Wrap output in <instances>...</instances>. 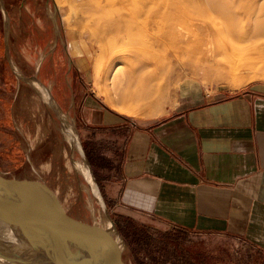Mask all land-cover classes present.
<instances>
[{
  "label": "rangeland",
  "instance_id": "obj_1",
  "mask_svg": "<svg viewBox=\"0 0 264 264\" xmlns=\"http://www.w3.org/2000/svg\"><path fill=\"white\" fill-rule=\"evenodd\" d=\"M240 2L243 6H248L251 0ZM81 6H70L69 2L63 0H0V82H5L7 77H13L15 88L19 85L23 93L29 89L32 96L30 99L27 100L25 96L18 97L10 105L15 106L19 116L26 118L27 114L34 113V120L30 119L32 130L40 123L42 126L47 125L48 133L52 132L54 136L55 156L49 163L50 168L46 175L55 185L52 190L59 202L72 216L88 219L94 230H103L99 231L100 234L106 232L108 219L111 218L115 226L111 223L114 231L111 237L113 241L118 239L122 243L120 250L129 264H264V251L240 239L217 233H199L168 227L164 224L134 227L126 224L128 221L125 219L115 218L110 209V195L117 189L110 188L105 181H102L105 185L101 186L100 180H109L111 176L118 174L121 152L115 141L109 138L111 131L96 132L94 126L86 124V118L92 119L94 116V110H89L91 107L101 108L104 112L119 117L124 124L129 123V126H144L170 115L176 105L188 97L207 94L217 99L255 85H264V78L260 76L248 78L242 85L237 86L233 85L232 79L234 72L246 74L244 71L256 68L264 71V30L253 35L248 30L251 26L241 19L226 20L220 26L219 21L223 19L212 11L214 16H211L215 21L210 32L212 35H209V39L206 38L208 45L205 46V52L225 60L221 64H215L218 67L214 64L202 65L190 59V53H184L185 58L172 62L174 67L162 68V50L153 56L145 52L146 60L153 65L152 67L149 64L148 73L160 75V90H155L154 94L159 96L161 111L150 114V111L156 112L159 107L148 106L145 113L137 115L111 107L100 93L98 86L103 78L101 63L104 57L89 32H81L83 27L79 26L80 20L74 17L80 13ZM260 6L259 20L264 21V0H260ZM4 11L8 13L7 18ZM189 29L185 28L184 32L188 33ZM190 31L200 32L201 29L192 27ZM156 66L159 67L157 70ZM35 81L49 89L50 95H53V103L43 97L42 89L36 86ZM4 86L5 83H0V91H8ZM39 96L50 106L49 110L53 114L51 121L44 120L38 112ZM64 121L74 126L87 160L70 142ZM18 134L21 135L20 132ZM90 149L93 151L92 160L87 155V150ZM97 158H101L103 164ZM19 159L22 160V157ZM24 159L30 169L28 174L43 175L33 171L26 154ZM82 161H88L100 184L99 198L83 178L78 181L77 168ZM2 167L8 166L3 164L0 167L5 173L23 177L16 171H4ZM103 201L107 213L102 209ZM48 205L60 213L52 203ZM0 224V228L6 231L7 238L12 239L11 226ZM115 246L114 244L113 247L116 248ZM0 264L9 262L0 261Z\"/></svg>",
  "mask_w": 264,
  "mask_h": 264
},
{
  "label": "crops",
  "instance_id": "obj_2",
  "mask_svg": "<svg viewBox=\"0 0 264 264\" xmlns=\"http://www.w3.org/2000/svg\"><path fill=\"white\" fill-rule=\"evenodd\" d=\"M12 82L13 77L0 82L8 90L0 91V167L5 164L4 171L52 189L46 172L55 156L54 136L40 123L32 130L34 113L17 114L10 103L32 96ZM38 105L41 117L51 121L50 106L41 96ZM92 109L86 124L96 132L111 131L109 138L121 152L118 174L100 180L101 186L106 182L117 189L110 195L115 218L131 226L164 224L222 234L264 251V85L217 99L188 97L170 115L144 126H129L101 108ZM25 154L33 171L43 175L28 174ZM77 171L78 181L90 185Z\"/></svg>",
  "mask_w": 264,
  "mask_h": 264
},
{
  "label": "bare ground",
  "instance_id": "obj_3",
  "mask_svg": "<svg viewBox=\"0 0 264 264\" xmlns=\"http://www.w3.org/2000/svg\"><path fill=\"white\" fill-rule=\"evenodd\" d=\"M63 1L69 2L70 6L82 5L81 11L79 10L80 13L74 16L80 21L76 18L75 20L80 22V28L83 27L81 32L87 30L89 35L97 42L98 49L104 57L101 63L103 78L98 88L105 102L117 110L130 114L145 113V108L148 106L159 107L156 112L154 110L150 111V114H157L161 111L159 96L156 97L154 94L155 90H160V75H155L157 74L155 72L154 75L153 72L148 73L147 69L150 63L144 56L145 52L151 53L153 56L157 51L162 50V54L160 53L162 55V68L166 66L169 68L174 67L175 64H172V62L175 60L178 62L182 57L185 58L184 53H190L192 55L190 59L196 60V62L205 66L221 64L225 60L205 52V46L208 45L207 39H209V35H212L210 32L213 30L215 21L211 16L212 11L223 19L219 21L220 26L226 20L237 21L241 19L251 26L250 29H247L253 35H258L260 31L264 30V21L259 20L261 17L259 13L260 0H251L248 6H243L241 0ZM4 14L7 18L8 13L4 11ZM187 27L188 29H192V27L195 29L200 28L201 31L193 33L189 29L192 34L185 33L184 29ZM206 40L207 42H205ZM155 61L157 63V59ZM151 66L153 67V65ZM157 68L159 67L156 66V70ZM259 69L244 71L246 74L234 72L232 74L233 85H242L248 78L256 76L264 78V71ZM35 84L42 89L43 97L49 103H53V95H50L49 89L38 81H35ZM63 124L70 142L82 153L74 126L67 121H64ZM78 167L90 183L94 194L99 198V190L87 163L82 161L78 163ZM102 209H104L103 205ZM106 228V232L101 233V235L108 243L112 246L115 244L116 249L120 250L122 243L120 244L118 239L113 241V237H111L114 231L110 221L107 222ZM96 231L100 233L103 230L100 231L96 228ZM4 236L7 237L6 231L0 228V242L1 239L3 241ZM11 238L13 239V236ZM11 247L16 249L18 245L15 246L13 243ZM28 257H31L36 263L44 262V256L38 251L33 252L32 256L29 255ZM0 261L8 263L4 257H0ZM9 264L11 263L9 262Z\"/></svg>",
  "mask_w": 264,
  "mask_h": 264
},
{
  "label": "water",
  "instance_id": "obj_4",
  "mask_svg": "<svg viewBox=\"0 0 264 264\" xmlns=\"http://www.w3.org/2000/svg\"><path fill=\"white\" fill-rule=\"evenodd\" d=\"M80 146L86 159L81 143ZM85 163L99 190L88 161ZM102 205L106 212L104 201ZM108 221L114 226L111 218ZM0 223L12 227L14 238L4 236L0 242V256L12 264H129L121 250L94 230L88 219L69 214L53 190L35 178L0 170ZM13 243L18 245L16 249L11 247ZM35 251L44 256V262L36 263L28 257Z\"/></svg>",
  "mask_w": 264,
  "mask_h": 264
},
{
  "label": "trees",
  "instance_id": "obj_5",
  "mask_svg": "<svg viewBox=\"0 0 264 264\" xmlns=\"http://www.w3.org/2000/svg\"><path fill=\"white\" fill-rule=\"evenodd\" d=\"M87 155H88V157L92 160L93 159V151L90 149V150H87ZM100 164H103L102 162H101V158L99 159V158H97L96 159Z\"/></svg>",
  "mask_w": 264,
  "mask_h": 264
}]
</instances>
